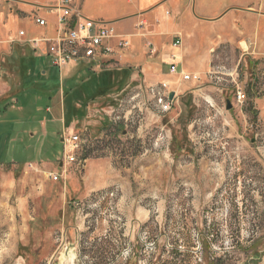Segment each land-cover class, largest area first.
<instances>
[{
	"label": "rangeland",
	"instance_id": "rangeland-1",
	"mask_svg": "<svg viewBox=\"0 0 264 264\" xmlns=\"http://www.w3.org/2000/svg\"><path fill=\"white\" fill-rule=\"evenodd\" d=\"M223 55L232 60L229 72L214 68L195 96H184L161 115L163 123L173 120L170 136L161 127L145 130L147 152L138 157L137 174L145 190L147 181L158 179L162 194L137 197L145 215L138 221L127 219L135 209L121 197L42 196V183L51 180L40 159L1 146L0 162L13 157L15 164L0 165L1 177L13 174L11 194L0 191V264H57L67 243L75 244L78 264H134L132 256L150 264H264V63L239 62V54L229 50ZM36 65L47 71L44 109L60 94L67 120L96 108L83 98V85L70 82L66 67H52L46 58ZM223 84L230 88L219 91ZM237 91L245 96L242 103L231 101ZM86 147L90 139L79 160L86 158ZM49 155L54 157L43 161L58 171V141ZM128 244L133 254L123 261Z\"/></svg>",
	"mask_w": 264,
	"mask_h": 264
},
{
	"label": "crops",
	"instance_id": "crops-1",
	"mask_svg": "<svg viewBox=\"0 0 264 264\" xmlns=\"http://www.w3.org/2000/svg\"><path fill=\"white\" fill-rule=\"evenodd\" d=\"M74 4L83 17L113 29L117 38L111 42L113 53L96 64L63 66L70 82L83 85V98L96 107L90 110L89 106L84 115L79 110L67 120L61 94L50 99L49 107H42L47 71L36 61L50 59L46 45L41 44L38 53L27 43L55 36L57 17L51 9L55 0H0V148L12 147L16 154L39 158L46 178L50 173L59 175L57 182L42 183V196L91 197L116 191L131 212L135 209V216L131 213L127 219L138 221L145 215L137 197L162 194L158 179L147 181L151 185L145 190L137 174L138 157L147 152L145 130L161 127L168 137L167 126L173 121H161L165 115L161 116L149 90L166 84L173 107L184 96H195L194 89L211 80L214 68L229 72L233 64L223 59L225 51L237 52L239 62L249 60L250 66L251 61L264 63V0H74ZM37 18L45 20L46 26L39 27ZM120 39L129 46L118 49ZM176 41L180 44L174 47ZM171 65L176 67L174 73ZM235 71L234 67L229 73L232 78ZM183 75L199 80L185 81ZM109 77L114 80L108 82ZM219 86V91L230 88ZM203 101L209 104L208 97ZM99 111L103 117L95 114ZM77 132L86 134L91 143L82 169L62 165L61 158H55L59 170L50 171L43 158H53L49 154L54 143L63 148V139ZM138 148L143 149L138 152ZM14 159L0 165L15 164ZM11 175L0 176L2 194L10 191Z\"/></svg>",
	"mask_w": 264,
	"mask_h": 264
},
{
	"label": "built area",
	"instance_id": "built-area-1",
	"mask_svg": "<svg viewBox=\"0 0 264 264\" xmlns=\"http://www.w3.org/2000/svg\"><path fill=\"white\" fill-rule=\"evenodd\" d=\"M56 13L57 30L53 38H41L30 40L27 43L38 53H41V44L46 45V56L50 59L51 64L58 69L70 62H96L103 57L113 53L111 42L117 38L113 29L102 23L92 21L83 17L79 9L75 6L74 0H55V6L51 8ZM35 23L39 27L46 26V21L40 18L35 19ZM20 37L24 36L23 32L19 33ZM180 44L176 41L173 46ZM129 43L123 39L116 41L118 49H125ZM170 72L174 73L176 67L170 66ZM211 75V74H210ZM185 81H198L197 77L183 75ZM150 95L159 106L161 114H167L172 109V100H169V91L166 84H160L156 88L149 90ZM245 96L240 92H236V102L242 103ZM88 141L87 135L74 134L67 139H63L62 158L60 164L75 165L82 169L85 160H79L78 155L82 151L84 144ZM48 178L52 182L59 180V175L48 174ZM91 197H116L113 192L93 194ZM132 247L128 244L121 257L123 261L130 259ZM138 264H150L138 262Z\"/></svg>",
	"mask_w": 264,
	"mask_h": 264
},
{
	"label": "water",
	"instance_id": "water-1",
	"mask_svg": "<svg viewBox=\"0 0 264 264\" xmlns=\"http://www.w3.org/2000/svg\"><path fill=\"white\" fill-rule=\"evenodd\" d=\"M172 99V95H170L169 100ZM226 110H230L232 108V104L229 100L226 101L225 104ZM132 256V259L130 260H135L134 264H138L136 262V258ZM57 264H78L77 260V253L75 250V244L74 243H67L63 246L61 249V252L58 257Z\"/></svg>",
	"mask_w": 264,
	"mask_h": 264
},
{
	"label": "trees",
	"instance_id": "trees-1",
	"mask_svg": "<svg viewBox=\"0 0 264 264\" xmlns=\"http://www.w3.org/2000/svg\"><path fill=\"white\" fill-rule=\"evenodd\" d=\"M106 92V91H105ZM103 93V92H102Z\"/></svg>",
	"mask_w": 264,
	"mask_h": 264
}]
</instances>
